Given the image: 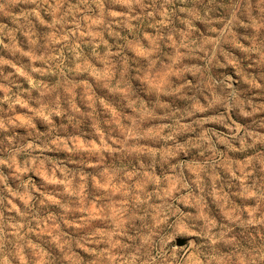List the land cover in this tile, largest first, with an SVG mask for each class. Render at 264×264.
I'll return each mask as SVG.
<instances>
[{"label": "rangeland", "instance_id": "obj_1", "mask_svg": "<svg viewBox=\"0 0 264 264\" xmlns=\"http://www.w3.org/2000/svg\"><path fill=\"white\" fill-rule=\"evenodd\" d=\"M0 264H264V0H0Z\"/></svg>", "mask_w": 264, "mask_h": 264}]
</instances>
